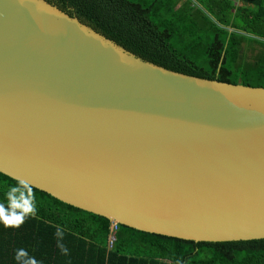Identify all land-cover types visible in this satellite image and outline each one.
Listing matches in <instances>:
<instances>
[{"label": "water", "instance_id": "obj_1", "mask_svg": "<svg viewBox=\"0 0 264 264\" xmlns=\"http://www.w3.org/2000/svg\"><path fill=\"white\" fill-rule=\"evenodd\" d=\"M0 172L139 231L264 239V88L146 62L45 0H0Z\"/></svg>", "mask_w": 264, "mask_h": 264}, {"label": "trees", "instance_id": "obj_2", "mask_svg": "<svg viewBox=\"0 0 264 264\" xmlns=\"http://www.w3.org/2000/svg\"><path fill=\"white\" fill-rule=\"evenodd\" d=\"M45 1L146 62L264 88V0ZM0 205V264H264V239L195 242L121 225L109 250V219L1 172Z\"/></svg>", "mask_w": 264, "mask_h": 264}, {"label": "built area", "instance_id": "obj_3", "mask_svg": "<svg viewBox=\"0 0 264 264\" xmlns=\"http://www.w3.org/2000/svg\"><path fill=\"white\" fill-rule=\"evenodd\" d=\"M120 230V224L117 221L112 220L109 228V235L107 239V246L108 249L111 250L116 241H117V235Z\"/></svg>", "mask_w": 264, "mask_h": 264}, {"label": "clouds", "instance_id": "obj_4", "mask_svg": "<svg viewBox=\"0 0 264 264\" xmlns=\"http://www.w3.org/2000/svg\"><path fill=\"white\" fill-rule=\"evenodd\" d=\"M29 211H32V209H31V208H26V209H25V212H29ZM0 213H3V205H0ZM4 218H5L6 222H7V217L5 216ZM15 218H16L17 220H19L21 223L23 222V221H22V218H21L20 216H17V217H15ZM16 226H18V224H17Z\"/></svg>", "mask_w": 264, "mask_h": 264}, {"label": "rangeland", "instance_id": "obj_5", "mask_svg": "<svg viewBox=\"0 0 264 264\" xmlns=\"http://www.w3.org/2000/svg\"><path fill=\"white\" fill-rule=\"evenodd\" d=\"M248 54H250V55H251L252 53L249 51V52H248Z\"/></svg>", "mask_w": 264, "mask_h": 264}]
</instances>
